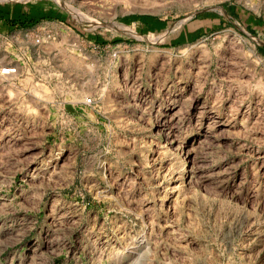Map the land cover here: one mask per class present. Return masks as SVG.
Returning a JSON list of instances; mask_svg holds the SVG:
<instances>
[{
    "label": "rangeland",
    "instance_id": "rangeland-1",
    "mask_svg": "<svg viewBox=\"0 0 264 264\" xmlns=\"http://www.w3.org/2000/svg\"><path fill=\"white\" fill-rule=\"evenodd\" d=\"M0 1V264H264V0Z\"/></svg>",
    "mask_w": 264,
    "mask_h": 264
},
{
    "label": "crops",
    "instance_id": "crops-1",
    "mask_svg": "<svg viewBox=\"0 0 264 264\" xmlns=\"http://www.w3.org/2000/svg\"><path fill=\"white\" fill-rule=\"evenodd\" d=\"M60 18L55 11L43 9L38 5L10 4L0 1V35L8 33L9 30L12 32L19 30L20 27H29L45 20L60 21ZM206 20L208 18L204 19ZM129 25H133L141 33L161 35L166 38L168 46L172 47L193 43L198 39L201 29L199 26L191 27L186 22L180 25L170 24L164 18L150 15L135 16L129 21Z\"/></svg>",
    "mask_w": 264,
    "mask_h": 264
},
{
    "label": "built area",
    "instance_id": "built-area-1",
    "mask_svg": "<svg viewBox=\"0 0 264 264\" xmlns=\"http://www.w3.org/2000/svg\"><path fill=\"white\" fill-rule=\"evenodd\" d=\"M0 73L6 76H14L18 74V66L14 64H4L0 67ZM92 99H86V103H91Z\"/></svg>",
    "mask_w": 264,
    "mask_h": 264
},
{
    "label": "bare ground",
    "instance_id": "bare-ground-1",
    "mask_svg": "<svg viewBox=\"0 0 264 264\" xmlns=\"http://www.w3.org/2000/svg\"><path fill=\"white\" fill-rule=\"evenodd\" d=\"M57 1L60 2V3H62V4H64L62 0H57ZM67 7L69 8L70 6H67ZM69 9H71V8H69ZM74 9H75V8H74ZM72 11H73V10H72ZM74 12H77V11L74 10ZM2 65H3V64H2ZM2 65H0V67H1ZM0 76H1V77H4V76H5L6 78H8V77H14V76H16V75H14V76H6V75H2V74L0 73ZM6 78H5V79H6Z\"/></svg>",
    "mask_w": 264,
    "mask_h": 264
},
{
    "label": "trees",
    "instance_id": "trees-1",
    "mask_svg": "<svg viewBox=\"0 0 264 264\" xmlns=\"http://www.w3.org/2000/svg\"><path fill=\"white\" fill-rule=\"evenodd\" d=\"M121 41V39L120 38H116V39H113V40H111V42H113V43H118V42H120ZM107 41H104V43H106Z\"/></svg>",
    "mask_w": 264,
    "mask_h": 264
}]
</instances>
